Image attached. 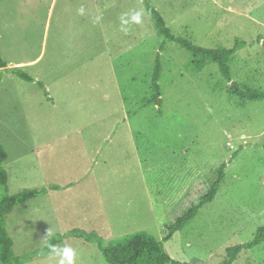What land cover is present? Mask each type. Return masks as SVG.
<instances>
[{
    "label": "rangeland",
    "instance_id": "rangeland-1",
    "mask_svg": "<svg viewBox=\"0 0 264 264\" xmlns=\"http://www.w3.org/2000/svg\"><path fill=\"white\" fill-rule=\"evenodd\" d=\"M147 1L175 37L205 49L247 43L230 65L233 82L264 92V0ZM144 2L0 0L8 64L0 69V146L9 155V193L71 185L8 216L17 256L74 229L97 232L106 244L138 232L162 241L224 164L215 200L165 242L166 252L181 263L222 264L228 248L251 242L264 226V101L242 106L216 63L196 70L177 44L162 51ZM159 54L162 104L145 107ZM56 248L72 255L52 252L26 264H108L97 245L79 239ZM234 264H264V243Z\"/></svg>",
    "mask_w": 264,
    "mask_h": 264
},
{
    "label": "trees",
    "instance_id": "trees-1",
    "mask_svg": "<svg viewBox=\"0 0 264 264\" xmlns=\"http://www.w3.org/2000/svg\"><path fill=\"white\" fill-rule=\"evenodd\" d=\"M147 13L154 22L155 29L160 37L164 39L161 50L164 51L167 44L175 43L178 46L189 52L194 60L196 70H202L208 61L216 63L219 66L220 72L228 81L233 82L230 71V65L234 60V55L247 47V43H237L234 48H218L205 49L188 38L175 37L168 27L163 15L153 7L149 1L144 2ZM1 40V36H0ZM260 43V41H259ZM0 69H8V64L4 60L1 51L0 43ZM14 75L27 83H36V80L24 72L21 68L9 69ZM162 74L161 54L157 56L156 66L152 77V85L150 95L143 99L144 106H160L161 87L160 78ZM37 85L45 90V85L42 82H37ZM229 94L238 97L242 106L247 102L264 101V92L260 90L250 89L233 82L228 90ZM47 94V91L45 90ZM230 149H235L230 147ZM237 155L233 156V159ZM9 155L7 150L0 146V264H26L30 259L41 255H49L59 244L66 239L75 238L86 244H95L102 253L105 261L108 264H191L189 262L181 263L172 259L166 252L164 244L169 241L177 232L185 230L198 217L201 209L207 204L212 203L225 181V170L227 164H224L217 171V178L209 190L200 198L198 202L184 213L179 214L175 220L165 228L166 232L163 235L162 241H157L152 235L147 232H138L127 235L121 239L105 243L104 239L97 232H88L82 229H74L64 235H56L48 241V245L44 249L37 250L25 256H17L14 249V242L8 232L7 218L13 213L16 207L24 205L30 201L47 195L50 191H61L71 187V185L62 188L57 185H51L43 189H25L18 194L9 193V175L4 163L8 160ZM184 201V199H183ZM264 243V226L260 227L254 239L247 243L228 248L226 251V259L222 264H234L243 252L251 251L258 248Z\"/></svg>",
    "mask_w": 264,
    "mask_h": 264
},
{
    "label": "clouds",
    "instance_id": "clouds-1",
    "mask_svg": "<svg viewBox=\"0 0 264 264\" xmlns=\"http://www.w3.org/2000/svg\"><path fill=\"white\" fill-rule=\"evenodd\" d=\"M53 252L58 256H70L72 252L70 249L53 248Z\"/></svg>",
    "mask_w": 264,
    "mask_h": 264
},
{
    "label": "built area",
    "instance_id": "built-area-1",
    "mask_svg": "<svg viewBox=\"0 0 264 264\" xmlns=\"http://www.w3.org/2000/svg\"><path fill=\"white\" fill-rule=\"evenodd\" d=\"M231 148H233V145H230Z\"/></svg>",
    "mask_w": 264,
    "mask_h": 264
},
{
    "label": "crops",
    "instance_id": "crops-1",
    "mask_svg": "<svg viewBox=\"0 0 264 264\" xmlns=\"http://www.w3.org/2000/svg\"><path fill=\"white\" fill-rule=\"evenodd\" d=\"M51 192V191H50Z\"/></svg>",
    "mask_w": 264,
    "mask_h": 264
}]
</instances>
